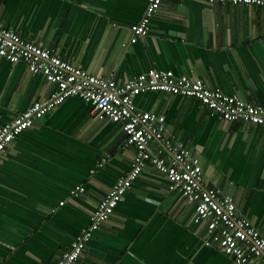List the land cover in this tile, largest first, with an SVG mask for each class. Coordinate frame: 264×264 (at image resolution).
<instances>
[{
	"label": "crops",
	"instance_id": "0c3cea01",
	"mask_svg": "<svg viewBox=\"0 0 264 264\" xmlns=\"http://www.w3.org/2000/svg\"><path fill=\"white\" fill-rule=\"evenodd\" d=\"M147 2L0 0V25L118 83L173 70L264 105V6L163 0L150 32L132 43L131 27ZM55 88L24 62L0 55V126ZM135 103L189 147L206 185L232 195L264 235V130L226 122L197 98L150 91ZM125 138L120 124L97 119L91 102L73 96L13 140L0 155V264L57 262L129 173L135 148ZM153 146L168 154L160 142ZM78 185L85 190L71 196ZM168 185L148 166L75 264H235L207 245L206 222L193 220L195 204Z\"/></svg>",
	"mask_w": 264,
	"mask_h": 264
},
{
	"label": "built area",
	"instance_id": "2783aa9c",
	"mask_svg": "<svg viewBox=\"0 0 264 264\" xmlns=\"http://www.w3.org/2000/svg\"><path fill=\"white\" fill-rule=\"evenodd\" d=\"M209 1L212 4L264 6V0ZM162 3L163 0H148L143 17L131 27L132 43L150 32L152 19ZM0 55L11 62H24L31 72L43 74L48 82L56 85L48 100L34 102L10 122L0 126V155L37 119L73 96L91 102L97 119L120 124L126 135L125 145L135 148L129 173L116 181L91 214L89 227L83 230L69 249L62 252L55 264L77 262L94 233L110 219L132 183L150 165L167 178L170 191L195 204L193 220L196 224L206 222L208 246H216L231 255L235 264H255L257 259L264 263L262 232L239 212L232 195L224 193L217 186L206 185L204 170L200 164L192 161L189 147L169 136L157 115L139 110L135 98L140 93L150 91L197 98L226 122L241 121L262 130L264 105H255L236 94H227L219 87L203 84L187 74L178 75L173 70L143 72L124 83H118L111 76L92 74L42 44L2 25ZM154 141L160 142L168 154L164 155L162 149L154 147ZM84 190V186L78 185L71 190V196H78ZM60 204L64 205L65 201Z\"/></svg>",
	"mask_w": 264,
	"mask_h": 264
}]
</instances>
